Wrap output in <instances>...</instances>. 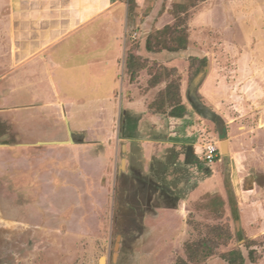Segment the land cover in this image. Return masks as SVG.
I'll use <instances>...</instances> for the list:
<instances>
[{
    "label": "rangeland",
    "instance_id": "374dc122",
    "mask_svg": "<svg viewBox=\"0 0 264 264\" xmlns=\"http://www.w3.org/2000/svg\"><path fill=\"white\" fill-rule=\"evenodd\" d=\"M64 1L0 0V264H176L214 226L231 240L204 264H227L220 255L236 249L244 264H264V0H148L140 11L118 0L126 26L105 109L82 84L101 79V98L112 68L82 81L79 68L61 71L64 45L54 42L78 9L110 0H67L68 16L58 11ZM165 26L198 49L150 54L146 39ZM212 46L226 58L218 63ZM189 54L206 62L191 80ZM171 69L183 105L161 96L151 110L176 78H164ZM152 77L160 83L149 90ZM165 114L187 116L176 139L163 136ZM206 145L219 154L211 166Z\"/></svg>",
    "mask_w": 264,
    "mask_h": 264
},
{
    "label": "crops",
    "instance_id": "0c3cea01",
    "mask_svg": "<svg viewBox=\"0 0 264 264\" xmlns=\"http://www.w3.org/2000/svg\"><path fill=\"white\" fill-rule=\"evenodd\" d=\"M135 1L137 4L136 10L140 11L145 7V5H147L146 1L148 0H135ZM67 4H68L67 0H65L58 10L60 13L64 14L63 16H68L71 15L70 13L72 14L75 13L74 12L75 9L71 8V6ZM122 12H123L122 3H120L118 0H110L109 4L100 6L98 8H97V4L89 6L87 8H80L76 12V14H74L73 28L70 31H67L65 34L60 35L59 40L54 42V45H56L57 43H62L64 45L63 50L61 51L62 53L61 58H56V60L57 59L60 60V62L65 65L64 68H61V71L62 72L66 71L72 74L73 72H70L71 69H73L74 67L79 68L80 74L82 75L81 76L82 81H85L87 78L90 77L96 80L97 78H99L104 74L106 67L109 66L112 68L110 70L111 76H109L110 81L113 82L112 87L110 85L108 93L101 96V98L99 96L101 79L98 82H96L91 89L85 87L86 83L82 84L83 94L88 93V91L89 92L92 91L93 94H96L93 97L97 98L95 103H97L99 105V108L101 109L102 108L105 109L107 103H110L111 100L110 97H112V93H114L116 89V84H115L116 76L119 73L117 66V61H118L117 55L119 53L118 45L120 40H118V35L121 33L124 25L126 26L125 16L122 17L121 15ZM149 25L150 24L148 23L147 20L144 21L143 23L144 30L147 31L149 29ZM155 27L157 28L156 25ZM102 33H108V37L107 40L105 41L104 48H102L101 50L99 49L93 53L87 52L88 47H90L92 44H95L97 42V37H100ZM76 44H78L79 47L77 51L74 53L72 52V49L70 47ZM149 53L151 54V52ZM170 54H175V53H170ZM53 55L54 54L49 55L51 59L54 58ZM189 55L195 56L194 54H189ZM93 61L99 62L98 63L99 72L94 73L95 70L89 69L91 65H94V63H92L91 65L89 64ZM85 68L87 69L85 70ZM86 72H89V74H86ZM152 95H153L152 91H149V93L147 94V96L150 97L149 99H151ZM86 98L87 96H85V99ZM107 100L108 102L106 103ZM156 114L157 115H155V117L161 116L165 120L164 116L158 113ZM155 117L150 115L151 121L154 120ZM164 127H165L164 130L165 132L163 136H166L168 134L167 120Z\"/></svg>",
    "mask_w": 264,
    "mask_h": 264
},
{
    "label": "trees",
    "instance_id": "16d2710c",
    "mask_svg": "<svg viewBox=\"0 0 264 264\" xmlns=\"http://www.w3.org/2000/svg\"><path fill=\"white\" fill-rule=\"evenodd\" d=\"M195 1H205V0H195ZM170 30H171L170 26H165L162 30H157L153 33L155 35H162L165 34L166 32L169 33L172 38H169V41L167 42L165 40L162 41L159 39L152 38L153 34L148 36L145 42L146 50L152 53L154 52L158 53L163 50H166L169 53H179L181 51L198 49L197 44H195L196 41L195 43L189 44L188 41L184 38V36H180V35L175 36L177 32L175 30L174 31L173 30L170 31ZM199 47H204V44L202 43L199 44ZM210 51H212L216 55V61L218 63L224 59L222 57L226 58V54L222 50L216 48L215 46H212V48L210 47ZM188 60H189L188 76H189V80H191L196 76V72L193 71L195 67L199 66L197 65V63H201L203 64L202 66H204L206 62H205V58H198L196 56H190ZM168 72L170 73V75L164 74L165 79H168L170 76H173V74L176 75L175 76L176 78L175 80L171 79L169 82H167V85L163 89V91L159 93L157 97L154 99V101L149 104L148 107L156 112H159L157 110L158 109L157 105L159 102L158 99H160L161 96L164 98L170 97L171 101H174L176 103L179 102L180 105H183L181 102L179 80L176 70L171 69L170 71H167V73ZM159 80H160L159 77H157L156 79L154 77L150 78L147 88L148 89L155 88L160 83ZM165 116L167 119V130H168L167 136L174 139L178 138L181 131L183 129H186L188 126L187 122L185 121L187 116L185 115L183 116V114L180 116L165 114ZM219 202H221V200H218V198L213 199V205L215 204L218 205ZM210 212L214 213L218 217H221L223 215V210L221 209L210 210ZM230 240H231V233L227 226H214L208 231V234L205 237L187 244L185 248L186 259L185 260L178 259L176 264H204L206 259L213 255L216 247L222 245L225 246L229 243ZM255 244L256 242L253 240L247 241L245 244V246L248 248V259L252 263L256 262L257 260V252L255 249L251 248V246ZM220 257L221 260L227 264H244L245 261L242 252L238 249L230 250L225 253H222Z\"/></svg>",
    "mask_w": 264,
    "mask_h": 264
},
{
    "label": "built area",
    "instance_id": "2783aa9c",
    "mask_svg": "<svg viewBox=\"0 0 264 264\" xmlns=\"http://www.w3.org/2000/svg\"><path fill=\"white\" fill-rule=\"evenodd\" d=\"M218 150L215 146L213 145H206L204 148V154H203V159L204 162L207 165H213L217 162L218 160Z\"/></svg>",
    "mask_w": 264,
    "mask_h": 264
},
{
    "label": "bare ground",
    "instance_id": "6f19581e",
    "mask_svg": "<svg viewBox=\"0 0 264 264\" xmlns=\"http://www.w3.org/2000/svg\"><path fill=\"white\" fill-rule=\"evenodd\" d=\"M99 264H104V259L103 258L100 260Z\"/></svg>",
    "mask_w": 264,
    "mask_h": 264
},
{
    "label": "water",
    "instance_id": "95a60500",
    "mask_svg": "<svg viewBox=\"0 0 264 264\" xmlns=\"http://www.w3.org/2000/svg\"><path fill=\"white\" fill-rule=\"evenodd\" d=\"M116 247H117V245H116Z\"/></svg>",
    "mask_w": 264,
    "mask_h": 264
}]
</instances>
